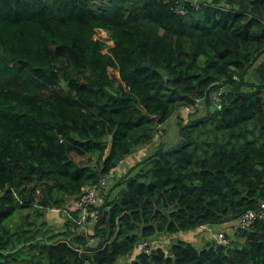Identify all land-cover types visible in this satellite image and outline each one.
Segmentation results:
<instances>
[{
  "label": "trees",
  "instance_id": "1",
  "mask_svg": "<svg viewBox=\"0 0 264 264\" xmlns=\"http://www.w3.org/2000/svg\"><path fill=\"white\" fill-rule=\"evenodd\" d=\"M104 1L0 0V264L23 248L47 264H115L160 236L168 248L134 264H264V217L229 245L177 238L264 204V0ZM203 96L186 122L178 113ZM173 117L179 143L126 161L103 190L96 246L79 253L69 204ZM52 209L58 235L44 233Z\"/></svg>",
  "mask_w": 264,
  "mask_h": 264
},
{
  "label": "built area",
  "instance_id": "2",
  "mask_svg": "<svg viewBox=\"0 0 264 264\" xmlns=\"http://www.w3.org/2000/svg\"><path fill=\"white\" fill-rule=\"evenodd\" d=\"M189 3L195 9H198L200 2L198 0H184ZM176 13L185 15L187 13L186 8H176ZM222 94L223 89L215 91L210 94V100L212 103L211 108L220 109L222 106ZM205 96L196 98L194 104L185 106L182 111L187 114L194 112H201L205 107ZM206 109V108H205ZM206 111V110H205ZM159 135H164L162 127L159 129ZM129 162V158L123 159L119 162L117 167L111 169L109 172L99 176L98 182L91 186H84L81 188L79 196L69 204V209L78 212V219L75 220L74 225L78 234L84 239V245L82 247H77V251L81 254H86L92 252L91 248L96 246V238L94 236V228L98 224L99 215L102 212V208L105 202V196L107 193L103 192L104 189L110 188L112 182L118 175H123L125 173V166ZM67 208V207H66ZM50 212L57 213L59 210L52 209ZM71 217V215L69 214ZM264 217V204L261 205L258 211H248L234 221L229 228L224 230H218L214 234L215 243L217 245H229V235H236L242 231H247L259 218ZM201 228H205L209 232L213 226L207 225ZM158 244L162 245L160 238L153 240H143L139 241L135 247L134 253L129 256H124L118 260L121 264H134L138 256L143 254H150L152 251V245ZM83 264H91L90 261H85Z\"/></svg>",
  "mask_w": 264,
  "mask_h": 264
},
{
  "label": "rangeland",
  "instance_id": "3",
  "mask_svg": "<svg viewBox=\"0 0 264 264\" xmlns=\"http://www.w3.org/2000/svg\"><path fill=\"white\" fill-rule=\"evenodd\" d=\"M103 2L104 0H95L96 3L99 2ZM105 2V1H104ZM105 36L108 35V33L106 32L104 34ZM108 45V43H106ZM106 49L108 48V46L105 47ZM263 57H261V59H259V62H256L257 64H260V62L262 61ZM254 70L252 69L251 72H249V75L247 77V80L249 82H254V75H253ZM114 74V72H113ZM205 107L201 112H197L195 114L192 115H187L185 112H183L182 110L178 113L180 114L183 119L187 122L192 116H202L205 113ZM163 131H164V135H162L161 137L157 138V140L155 142H153L151 145H147L144 148L148 149L146 152H144L143 149H140L138 151V155L136 156V158H134L133 161V165H129V167H133L136 163H139L140 161H142L145 157H147L148 155L154 153V151H156L158 148H163V149H170L172 147H174L175 145H177L181 139L180 134H179V124L177 122V120L173 117L169 120H167L163 125H162ZM157 146V147H156ZM127 169V166H126ZM84 187V186H83ZM111 187V186H110ZM29 212H32V210L30 209H26V210H22L20 212L19 215V219L22 221L25 217L26 214H28ZM62 212H57V213H52V212H48V215L45 216V222L48 224V228H46V230L44 231V233L46 235L49 234H55L58 235L59 231L63 230V228H61V224L64 222V218L62 216ZM17 219L18 218V214L15 215L13 219ZM40 221H43V218H40ZM224 226V225H223ZM223 226H218L216 225L214 228L211 229V231L209 232L208 230H206L205 228H198V229H194L191 230L189 232L184 233V236L181 238H184L185 241H189L190 243H192L195 247L200 248L205 246L206 244L211 243V241L214 239V234L218 231V230H223L226 229ZM180 237V235H178ZM41 237V236H38ZM161 238V242L163 243L162 245H158V244H153L152 248L156 249V248H162L164 250H166L168 248L169 242L171 241L170 239L165 238L164 236H160ZM229 241L230 242H234L236 241V235H229L228 236ZM135 250V249H134ZM134 250L130 253H134ZM36 251V252H35ZM33 253H37V250L34 249ZM17 256L13 255L11 257H9V259L6 262V264H47V258L46 255H42V257H38L37 255L33 256L30 254V252L28 251V249H19L17 251ZM130 254H127L128 256ZM125 255V256H127ZM121 260V259H120ZM92 264V263H91ZM119 264H121L119 262Z\"/></svg>",
  "mask_w": 264,
  "mask_h": 264
},
{
  "label": "crops",
  "instance_id": "4",
  "mask_svg": "<svg viewBox=\"0 0 264 264\" xmlns=\"http://www.w3.org/2000/svg\"><path fill=\"white\" fill-rule=\"evenodd\" d=\"M157 147V146H156ZM144 150V152H146L148 149H146V148H144L143 149ZM139 153H138V151L136 152V153H134V155L135 156H137ZM128 163H130L131 165H133V160L132 159H130L129 158V162ZM231 225V224H230ZM229 224L228 225H224L223 227L224 228H229V226H230ZM224 230V229H223ZM184 235L183 234H180V237L179 236H177V238H181V237H183ZM183 240H185L184 238H182ZM24 245H19L17 248H22Z\"/></svg>",
  "mask_w": 264,
  "mask_h": 264
},
{
  "label": "water",
  "instance_id": "5",
  "mask_svg": "<svg viewBox=\"0 0 264 264\" xmlns=\"http://www.w3.org/2000/svg\"><path fill=\"white\" fill-rule=\"evenodd\" d=\"M149 65H150V64H143V66H146V67H149ZM207 245H209V243H208ZM42 247H47V248H49V247H51V245H49V244H44V245H42Z\"/></svg>",
  "mask_w": 264,
  "mask_h": 264
},
{
  "label": "clouds",
  "instance_id": "6",
  "mask_svg": "<svg viewBox=\"0 0 264 264\" xmlns=\"http://www.w3.org/2000/svg\"><path fill=\"white\" fill-rule=\"evenodd\" d=\"M215 242V241H214ZM153 250V249H152Z\"/></svg>",
  "mask_w": 264,
  "mask_h": 264
}]
</instances>
